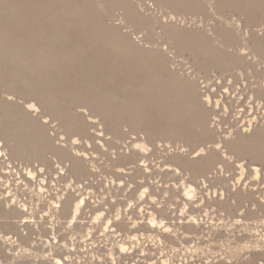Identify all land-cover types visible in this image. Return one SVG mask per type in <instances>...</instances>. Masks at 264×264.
<instances>
[{"label":"bare ground","instance_id":"6f19581e","mask_svg":"<svg viewBox=\"0 0 264 264\" xmlns=\"http://www.w3.org/2000/svg\"><path fill=\"white\" fill-rule=\"evenodd\" d=\"M48 1L0 0V80L38 100L0 99V264H96L101 250L137 264L129 257L140 246L146 264H264V29H254L264 0H154L202 15L214 6L222 20L210 29L146 13L144 0ZM24 6L51 28L20 23ZM234 9L249 30L228 17ZM118 11L152 42L160 29L190 75L172 66L170 46H140L122 32L111 21ZM132 67L145 75L135 98ZM98 70L121 90L92 83ZM53 71L76 75L70 100L40 82ZM150 107L164 119L158 128L143 124ZM83 242L95 247L73 260ZM154 249L163 258L153 260Z\"/></svg>","mask_w":264,"mask_h":264},{"label":"rangeland","instance_id":"374dc122","mask_svg":"<svg viewBox=\"0 0 264 264\" xmlns=\"http://www.w3.org/2000/svg\"><path fill=\"white\" fill-rule=\"evenodd\" d=\"M20 1V3L22 4V5H26L28 2H35V0H19ZM37 1V0H36ZM56 1H58L59 2V0H51V3L53 4V6L54 7H58V2H56ZM44 2V3H43ZM144 2V5H143V3H142V10H144L146 13H151L152 15H158V16H156V17H158V18H160V19H172L173 18V20L176 22V23H180V24H186V26H190V27H193L194 26V28H196V24L197 25H199V27L201 26L202 28H206V29H210L211 27H212V25L214 24H216L217 22V24H219L220 23V21L222 20V17H221V12H218V11H216L217 10V8H215L214 6V9H213V7H211L210 9H209V14H208V12L207 13H204L203 15L201 14V13H193V12H190V11H188L187 13H186V11H175V12H173L174 10H171V9H169V8H167V7H163V6H161L160 4H158L156 1H154V0H144L143 1ZM36 3H42L43 4V6L42 5H40V6H42V9H43V7H46V5H47V3H49V1L47 0H41V2H36ZM55 4V5H54ZM27 5H29V4H27ZM23 8V13L25 14V15H23V17H24V20L22 21V22H20V23H26V24H29V23H31L33 20H40L39 21V23H41L40 25L41 26H39L41 29L40 30H44V29H50L51 28V25L50 24H45V23H47L46 22V20L47 19H44L43 17L42 18H39L38 16H39V14H37V13H39L40 12V10H37L36 11V9H34V11H36V12H34L33 10H32V7H29V6H24V7H22ZM28 8H29V10H28ZM41 9V13L42 14H44V10H45V12H46V9H44V10H42ZM228 12H226L227 14H229V16L228 17H231V19L232 20H234V21H236L237 19H241L240 21L238 20L237 22V26H239V24H241L240 25V30L241 31H247V30H249L250 29V27H247V28H245L246 27V23L244 22V20H246V16H245V14H243L241 11H239L238 9H234V10H232V11H230L231 13H229V10H227ZM233 11H234V13H233ZM236 11H238V12H236ZM29 12V13H28ZM212 13V14H211ZM219 13V14H218ZM240 14V18H239V14ZM242 13V14H241ZM35 14V15H34ZM42 14H40V15H42ZM117 14V15H116ZM116 14H115V16H114V19L113 20H111L112 21V23L113 24H115L116 26H118L119 27V29L122 31V32H126L127 34H128V36L130 35V38L133 40V39H135V42L136 43H138L140 46L141 45H145L144 47H150V48H163V47H167V48H169L168 46H170V48L169 49H166V52L168 51V53L170 54V55H168V56H170V61L172 60L173 61V64H172V61H171V64H172V66L173 67H175V66H177V67H175V68H179V70H180V72L181 73H183V74H185L186 73V76H189L190 75V73L189 72H191V70H192V68H190V66H191V63L189 62V59L188 58H183L182 56L180 57V53L179 52H177L178 50L175 48L174 49V47H172V45H170V43L168 44L167 43V41H165L166 39L163 37V36H161L160 35V29H158V30H156V32H157V36H155V39H154V41L152 42V41H150L147 37H146V33H147V29H145V28H135V26H133V25H127V24H125V23H123V20H121L122 19V17H121V12L120 11H118V12H116ZM231 14V15H230ZM235 14V15H234ZM244 15V16H243ZM33 16V17H32ZM44 16V15H43ZM39 19H38V18ZM41 17V16H40ZM179 19V20H178ZM41 20H42V22H41ZM198 20V21H197ZM29 22V23H28ZM260 22H263V23H260ZM15 22H13V21H9L8 22V25H10V26H12L13 24H14ZM111 23V22H110ZM111 23V24H112ZM192 24V25H191ZM257 26H255L254 27V29L255 30H259V31H261L262 29H264V21H259V22H257V24H256ZM259 25V26H258ZM262 25V26H261ZM61 26H63V25H61ZM204 26V27H203ZM36 31H39V30H36ZM46 31H49V30H46ZM131 35H132V37H131ZM77 36V37H76ZM73 37V38H72ZM79 38V39H78ZM81 39H83L82 41H81ZM72 40H77V41H79V42H85V40H86V38H82V36H78V35H76L75 34V36H73L72 34H71V38H70V41H72ZM137 40V41H136ZM148 40V41H147ZM163 41L164 42H166L165 44L163 43ZM156 43V44H155ZM162 43V44H161ZM152 44V45H151ZM159 44H161V45H159ZM154 45V46H153ZM159 46V47H158ZM172 52H171V51ZM177 53V54H176ZM167 54V53H166ZM171 56L173 57V58H171ZM176 56V57H175ZM179 56V57H178ZM106 59H102L101 61H105ZM184 62H186V63H184ZM131 69V73H130V75H126V76H128L127 78L129 79V77H131V81H132V87H131V89H129V92H128V94H129V96L130 97H132V98H135V97H139L140 95H141V92L139 91V90H137V88H136V85L138 86V84L142 81V79L145 77V75L143 74V73H141V72H137L136 71V73H135V70L133 69V67L132 68H130ZM188 69V70H187ZM191 69V70H190ZM133 70V71H132ZM101 71H99L98 70V73H96L95 72V74H94V77L95 78H93L92 79V83H97V82H99V84L98 85H100V89L101 90H103V91H105V90H112V91H120L121 90V85H119V82L121 81V78H123V76L124 75H121V74H119L120 72H118V69L115 71V73H114V77H116L118 80H120V81H113V83L112 84H110L111 82L109 81V80H106V79H101V75H104V73H101V74H99ZM134 72V73H133ZM24 73V72H23ZM26 73V72H25ZM44 73V72H43ZM42 73V74H43ZM141 73V74H140ZM187 73H189V74H187ZM48 74V76H49V79H47V80H50L48 83H46V79L45 78H43V80H40V82L43 84L44 83V85H47L48 87H52L54 90H56V88H57V93L58 92H61V91H64V93H66V95H68V96H65L64 94V96H65V98H66V100H70L72 97H74V95H72V92L77 88V87H79L80 86V82H74V79L76 78V75L74 76V73H70V74H72V75H70V76H67V79L66 78H64V77H62V76H64L65 75V73L63 74V73H61L60 72V74H58V72H56V71H53V72H49V73H47ZM140 74V75H139ZM100 75V76H99ZM44 76V75H43ZM54 76H56V77H54ZM61 76V77H60ZM115 79V78H114ZM126 79V78H125ZM125 79L124 80H122V81H125ZM52 80V81H51ZM127 80V79H126ZM110 82V83H109ZM76 83H79V84H76ZM135 85H134V84ZM51 85V86H50ZM39 87H44V86H39ZM19 90L20 89H13V88H10L9 87V85L6 83V81H3V80H0V99L2 98V97H6V98H10V99H12L13 101H15L16 99V101H20V103H22V102H25V101H28V100H33V101H37L38 102V100H37V98L35 97V96H33V95H26V94H24V95H22L20 92H19ZM136 90V91H135ZM76 91V90H75ZM83 91H84V89H83ZM63 93V92H62ZM131 93V94H130ZM21 94V95H20ZM71 94V95H70ZM127 94V95H128ZM132 95V96H131ZM61 96V95H60ZM77 104H78V106H77ZM84 103H76V105L75 104H73L72 106H71V110H75V109H77L76 111H81V112H84L85 114H86V116H88V119H90V117H89V115H88V113L90 112H88V110H87V107H85V106H82ZM73 107V108H72ZM82 107V108H81ZM42 108V107H41ZM40 108V111L42 110L43 111V108L41 109ZM40 111H38V116H39V114H40ZM43 113V112H42ZM34 114H36V112H34ZM43 114H45V113H43ZM47 118V119H46ZM42 119H44V120H42ZM55 119V120H54ZM99 119V117L97 118L96 117V120H98ZM41 120L42 121H48L49 122V125L54 129V128H56L57 127V125L60 123V120L59 119H57V117H55V116H52V115H46V117H42V115H41ZM54 121V122H53ZM51 122V123H50ZM164 123V119H161L160 118V114H159V112L157 111V109L155 108V107H150L149 109H147V111H146V114H145V121L143 122V124L145 125V126H148V127H150V128H158V126H160V125H162ZM130 124H132L131 126H130ZM54 126V127H53ZM130 127V128H129ZM51 128V133H53V129ZM132 128H134V125H133V123L132 122H128V124H126L125 126H123V129L125 130V131H128V132H126V133H128L127 135H126V138H125V141H127V142H129L130 141V138H129V136L131 135L130 134V131L132 130ZM94 128H92L91 130H93ZM143 134V133H142ZM112 136V134H109V135H106V137H108V138H110ZM65 138L66 137V135H61L60 136V138ZM57 142H59V139L58 140H56ZM82 144V143H81ZM81 144H80V146H81ZM82 147V146H81ZM122 149V148H121ZM6 164H1V166L3 167V166H5ZM0 166V169L2 168ZM3 169V168H2ZM2 169L0 170V171H2ZM112 172H113V169L111 170ZM247 178V177H246ZM163 179H164V177H163ZM166 179V180H165ZM165 181H166V183H165V185H168V186H171L172 187V183H173V181H171V179H170V176L168 177V176H165ZM249 179H247V181H248ZM264 179H262V181H263ZM171 184V185H170ZM261 185H264V182L261 184ZM264 187V186H263ZM11 189H12V187H11ZM7 190L9 191L10 190V188H7ZM170 195H172V192L170 193ZM169 202V203H168ZM168 202H166V204L165 205H169L170 203H172L171 201H168ZM164 203V202H163ZM173 206H175V205H173ZM235 212V211H234ZM36 235V234H35ZM35 235L33 236V237H35ZM37 237L39 236V234H37L36 235ZM145 240H149V241H145ZM98 242H96L98 245H104V243H102L101 244V241H99V240H97ZM142 241H144V242H146L150 247L152 246V247H155L154 246V244L152 243V241H151V239L150 238H142ZM176 241H179L178 239L176 240ZM81 243V242H80ZM177 243V242H176ZM77 244H79V243H77ZM141 245V244H140ZM176 245H178V247H180V245L177 243ZM166 246H169L167 243H166ZM76 247L78 248V249H83V246L82 247H80L79 245L77 246L76 245ZM75 249V250H78V249ZM166 248V247H165ZM139 249H140V251H139ZM141 246L140 247H136L135 248V251H134V253L132 254V255H130L131 257H129L132 261L131 262H133V261H135L137 264H146V260H145V258H146V256L147 255H144V254H142V252H141ZM155 250V249H154ZM168 250V247H167V249H165V253H166V251ZM102 251H103V253H102ZM102 251H100V256H101V253L103 254L102 256L104 257L105 256V252H104V250H102ZM47 253H50L49 252V250H47ZM75 254H77L76 255V258H75ZM48 255V254H47ZM73 260H76L77 259V257H78V253L76 252V253H73ZM151 257H152V259L153 260H160L161 258H163V255L161 254V249L160 250H158V252H157V250H155L152 254H149ZM156 255H158V256H156ZM63 257L65 258V256L63 255ZM102 257V259L101 260H97V262H96V264L98 263V262H100V264H111L112 262V264H129V260H127V261H125L124 259H122V261H120V258H117V260H115V261H113L112 259H110L109 257H107V256H105L104 258ZM155 257V258H154ZM160 257V258H159ZM109 258V259H108ZM159 258V259H158ZM105 259V260H104ZM107 259H108V263H107ZM117 261V262H116ZM120 261V262H119ZM124 261V262H123ZM103 262V263H102ZM111 262V263H110ZM99 264V263H98Z\"/></svg>","mask_w":264,"mask_h":264},{"label":"built area","instance_id":"2783aa9c","mask_svg":"<svg viewBox=\"0 0 264 264\" xmlns=\"http://www.w3.org/2000/svg\"><path fill=\"white\" fill-rule=\"evenodd\" d=\"M99 239V241H101V244L104 242L103 240H102V238H98ZM97 239V240H98ZM144 239V238H143ZM145 244H147L146 242H145ZM77 245H79L80 246V243L79 244H77ZM82 245H83V249H78V250H74V252L73 253H76V252H80V253H82L83 252V250H90V249H92L93 247H95V246H93V247H91V244H89V242H83L82 243ZM100 248H102L103 249V245H98ZM150 246H148V248H149ZM102 251V250H101Z\"/></svg>","mask_w":264,"mask_h":264}]
</instances>
